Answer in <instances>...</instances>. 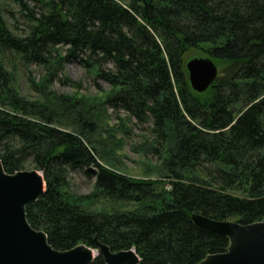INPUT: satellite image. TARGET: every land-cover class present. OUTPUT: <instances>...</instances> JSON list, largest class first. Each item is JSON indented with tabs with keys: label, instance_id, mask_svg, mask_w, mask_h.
Returning <instances> with one entry per match:
<instances>
[{
	"label": "trees",
	"instance_id": "obj_1",
	"mask_svg": "<svg viewBox=\"0 0 264 264\" xmlns=\"http://www.w3.org/2000/svg\"><path fill=\"white\" fill-rule=\"evenodd\" d=\"M11 1L24 23L9 24L0 7V159L8 173L28 163L43 172L46 191L26 211L55 249H98V240L135 249L140 264H198L230 239L194 215L264 220V0ZM198 55L219 67L202 93L186 69ZM69 62L110 85L104 104L127 135V121L148 124L144 143L161 158L159 179L108 168L94 141L56 127L53 110L13 89L11 68L38 66L42 83L30 81L42 95L65 81ZM82 171L95 179L93 199L142 210L98 213L72 201L70 175Z\"/></svg>",
	"mask_w": 264,
	"mask_h": 264
},
{
	"label": "rangeland",
	"instance_id": "obj_2",
	"mask_svg": "<svg viewBox=\"0 0 264 264\" xmlns=\"http://www.w3.org/2000/svg\"><path fill=\"white\" fill-rule=\"evenodd\" d=\"M0 7L9 24L22 25L24 23L20 8L13 1L1 0ZM10 70L13 89L18 97L33 102L41 101L48 109L56 113V127L77 134L82 132V135L94 141L100 151L102 163L108 168L143 179L160 178L161 158L148 153L145 148L144 141L150 137L148 124H139L131 119L126 122L125 127H129L131 134H126L122 121L117 119V113L113 116L112 110L104 104L112 92L106 81L97 80V82L94 77L87 75L81 64L69 62L64 66V74L62 73L65 81H56L48 85L41 95L32 89L30 81V78L34 77L32 79L36 83H42V70L38 66L32 65L29 69L11 68ZM96 83L102 87L103 92H100ZM118 115L122 118L126 116L122 112ZM89 123L97 125L94 131L90 130ZM32 169L34 166L28 163L24 170ZM69 180L68 192L71 200L83 204L91 211L108 214L142 210L141 204L93 199L95 179L88 178L83 171L71 174Z\"/></svg>",
	"mask_w": 264,
	"mask_h": 264
},
{
	"label": "water",
	"instance_id": "obj_3",
	"mask_svg": "<svg viewBox=\"0 0 264 264\" xmlns=\"http://www.w3.org/2000/svg\"><path fill=\"white\" fill-rule=\"evenodd\" d=\"M190 84L205 92L218 78L219 67L207 56H194L186 62ZM47 183L38 169L6 172L0 159V264H140L135 249L112 251L96 240L98 250L85 244L61 251L55 249L43 230L34 228L27 217V206L39 200ZM202 229L230 239L226 251L208 255L198 264H264V220L244 225L193 216Z\"/></svg>",
	"mask_w": 264,
	"mask_h": 264
}]
</instances>
